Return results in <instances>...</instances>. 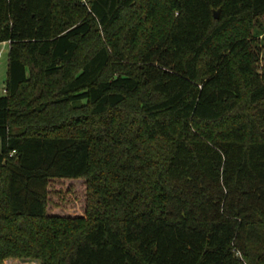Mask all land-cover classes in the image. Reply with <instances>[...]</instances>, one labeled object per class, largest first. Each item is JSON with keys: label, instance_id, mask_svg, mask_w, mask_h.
<instances>
[{"label": "trees", "instance_id": "1", "mask_svg": "<svg viewBox=\"0 0 264 264\" xmlns=\"http://www.w3.org/2000/svg\"><path fill=\"white\" fill-rule=\"evenodd\" d=\"M261 18L264 0H0V264H264ZM55 180L84 182L79 212L50 208Z\"/></svg>", "mask_w": 264, "mask_h": 264}, {"label": "rangeland", "instance_id": "2", "mask_svg": "<svg viewBox=\"0 0 264 264\" xmlns=\"http://www.w3.org/2000/svg\"><path fill=\"white\" fill-rule=\"evenodd\" d=\"M82 3L87 4V0H81ZM253 37L258 40L261 47L259 55V68H262L264 57V18L258 20L257 25L253 29ZM0 51H2V58H0V96L4 94V88L7 81L8 73V53L9 45L0 43ZM2 148V140L0 138V150ZM51 204L50 208L54 204L61 205L63 210L71 213H77L82 209L85 197V185L84 182L71 181V180H55L51 183ZM52 205V206H51ZM5 264H40L38 260H12L7 259Z\"/></svg>", "mask_w": 264, "mask_h": 264}, {"label": "water", "instance_id": "3", "mask_svg": "<svg viewBox=\"0 0 264 264\" xmlns=\"http://www.w3.org/2000/svg\"><path fill=\"white\" fill-rule=\"evenodd\" d=\"M214 17H215L216 19H219V17H220V9H215V10H214Z\"/></svg>", "mask_w": 264, "mask_h": 264}, {"label": "built area", "instance_id": "4", "mask_svg": "<svg viewBox=\"0 0 264 264\" xmlns=\"http://www.w3.org/2000/svg\"><path fill=\"white\" fill-rule=\"evenodd\" d=\"M2 43H3V42H2ZM7 43H8V42H7ZM2 54H3L2 51H0V58H2Z\"/></svg>", "mask_w": 264, "mask_h": 264}, {"label": "crops", "instance_id": "5", "mask_svg": "<svg viewBox=\"0 0 264 264\" xmlns=\"http://www.w3.org/2000/svg\"><path fill=\"white\" fill-rule=\"evenodd\" d=\"M3 44L9 45V43H7V42H3Z\"/></svg>", "mask_w": 264, "mask_h": 264}]
</instances>
